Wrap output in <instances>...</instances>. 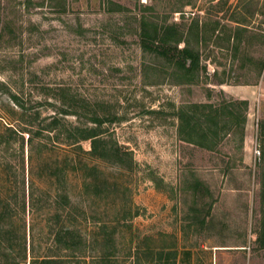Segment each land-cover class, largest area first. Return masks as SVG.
I'll return each mask as SVG.
<instances>
[{
  "label": "rangeland",
  "instance_id": "1",
  "mask_svg": "<svg viewBox=\"0 0 264 264\" xmlns=\"http://www.w3.org/2000/svg\"><path fill=\"white\" fill-rule=\"evenodd\" d=\"M143 15L246 29L239 50L228 32L210 38L201 47L207 72L179 83L140 46ZM263 37L264 0H0V264L24 247L19 264H264ZM252 84L261 98L249 105L243 138L222 134L213 150L179 138L178 107L219 103L235 98L231 85ZM59 86L106 113L103 136L132 159L101 157L90 139H57L48 130L55 117L95 125L92 112H62ZM208 203L201 227L194 207ZM61 227L79 231L80 248L55 244Z\"/></svg>",
  "mask_w": 264,
  "mask_h": 264
},
{
  "label": "trees",
  "instance_id": "2",
  "mask_svg": "<svg viewBox=\"0 0 264 264\" xmlns=\"http://www.w3.org/2000/svg\"><path fill=\"white\" fill-rule=\"evenodd\" d=\"M28 1L30 3V0ZM109 2L111 5L116 6V10L124 9V5L120 3ZM228 28L230 27L221 24L219 20H202L199 16L192 17L188 24L181 26L179 23H161L150 16L143 15L139 20L138 35L142 49L163 60L179 83H195L200 80L202 74L207 72V67L201 63V47L210 38L214 36L218 39L222 33L227 34L228 32V42L233 40L234 48L236 50L241 48L242 40L240 36L246 27L238 26L231 34H229V31H232V29ZM260 67L262 75L264 58H261ZM224 82L221 81L220 84ZM57 96L61 100L62 106H64L61 109L63 113H79V110L83 109L86 112L93 113L91 120L95 122L93 126H79L63 123L61 118L55 117L49 123L48 130L55 131L57 139L63 138L65 142L70 143L90 139L92 152L101 157L112 159L118 163H125L127 159H132L129 151H122L117 142L103 136L105 132L102 129L104 122L112 120L107 117L106 113L100 114L95 109L90 111L91 103L86 98L73 94L63 86L57 88ZM248 108L249 101L247 99L235 98L226 99L219 103L209 101L182 105L175 112L178 119V136L184 141L213 150L222 139V134L238 132L243 138ZM261 139L264 141V121L261 123ZM201 183V181H197L194 185V194L196 196L199 190L202 189V187L200 188ZM208 193L210 191L206 188V194ZM61 196L66 202H70L69 197L65 193ZM194 209L193 218L195 222L204 227L209 216H211L212 204L208 203L201 207L197 205ZM257 241L260 242L261 247H264V226L261 239L257 238ZM54 242L57 246L73 252V250L81 247L83 238L77 229L61 227L54 233ZM23 253L19 255L18 259L13 255L6 256L7 264H19L22 261H26V247H24ZM71 255L75 256V253H71ZM66 260L62 257H45L40 264H67ZM33 264L39 263L34 262ZM99 264H106V262L102 260Z\"/></svg>",
  "mask_w": 264,
  "mask_h": 264
},
{
  "label": "crops",
  "instance_id": "3",
  "mask_svg": "<svg viewBox=\"0 0 264 264\" xmlns=\"http://www.w3.org/2000/svg\"><path fill=\"white\" fill-rule=\"evenodd\" d=\"M232 89L231 92L235 98H241V99H248L250 107L252 106L253 99L256 98V96H260L261 98V85L258 84H252L246 86L247 89H240L238 86L231 85ZM245 87V88H246ZM246 94V97L243 95Z\"/></svg>",
  "mask_w": 264,
  "mask_h": 264
}]
</instances>
